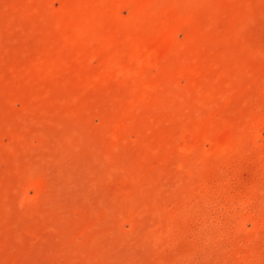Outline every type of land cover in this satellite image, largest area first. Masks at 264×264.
Instances as JSON below:
<instances>
[{
  "label": "rangeland",
  "instance_id": "rangeland-1",
  "mask_svg": "<svg viewBox=\"0 0 264 264\" xmlns=\"http://www.w3.org/2000/svg\"><path fill=\"white\" fill-rule=\"evenodd\" d=\"M0 264H264V0H0Z\"/></svg>",
  "mask_w": 264,
  "mask_h": 264
}]
</instances>
